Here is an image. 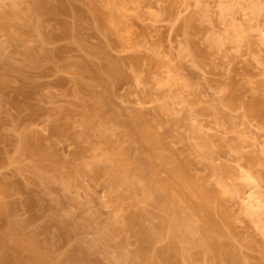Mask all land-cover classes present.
<instances>
[{"label": "rangeland", "instance_id": "374dc122", "mask_svg": "<svg viewBox=\"0 0 264 264\" xmlns=\"http://www.w3.org/2000/svg\"><path fill=\"white\" fill-rule=\"evenodd\" d=\"M21 233L48 264H264V0H0V264Z\"/></svg>", "mask_w": 264, "mask_h": 264}, {"label": "bare ground", "instance_id": "6f19581e", "mask_svg": "<svg viewBox=\"0 0 264 264\" xmlns=\"http://www.w3.org/2000/svg\"><path fill=\"white\" fill-rule=\"evenodd\" d=\"M13 10V9H12ZM5 28V31H6V34L8 35L7 36V40H8V42H10V41H12L14 38L15 39H20L21 38V36H22V34L20 33V32H14L13 30H11L10 28H6V27H4ZM17 41V40H16ZM16 41H15V43H16ZM256 103V102H255ZM258 112V113H257ZM256 115H258L259 117L261 116V115H259V114H261L259 111H258V109H257V111H256ZM101 133V132H100ZM120 158H122V161L120 160ZM123 157L121 156V157H117V158H115V164H117V168H119L120 169V171L122 172V174L124 175V176H126L129 172V169H128V167L126 166L127 164H126V162H124V164H126L125 166H124V164H123ZM158 159V158H157ZM154 160H156V159H154ZM153 160V161H154ZM153 161L151 162V160H150V162L151 163H153ZM155 162V161H154ZM158 162V161H157ZM149 163V162H148ZM121 165L123 166L122 168H121ZM147 166V165H146ZM178 166V165H177ZM148 168H150L149 166H148ZM178 168V167H177ZM181 168V167H180ZM117 170V169H116ZM119 171V170H118ZM118 171H116V172H118ZM151 172V171H150ZM153 173V172H152ZM151 174V173H150ZM150 177L151 178H155V176L154 175H150ZM157 178V177H156ZM158 179V178H157ZM184 180H185V176L184 175H182L180 172H179V170L178 169H176L174 172H173V181H174V183L176 182V183H178V184H180V186H182V188H183V182H184ZM153 181H155V180H153ZM159 181V180H158ZM148 182V181H147ZM141 186V188H142V190L143 191H148L150 188V186L148 185V184H142V185H140ZM161 190L163 191V193H164V195H165V197H166V199H167V201H168V204H167V206H172L175 202H177L178 200H177V196L173 193V191H172V188H171V184L170 183H163V185H162V187H161ZM203 206H207V204H206V202H203L202 204H200V205H197L196 206V208H200V207H203ZM208 211V210H207ZM205 212H206V210H205ZM184 215V214H183ZM209 217H210V215H209ZM176 223H178V224H184V223H188L190 226H191V231L189 232V234H193L195 231H197L198 230V223L196 222V220H195V218H191V217H188V216H182L181 217V219L179 220H176L175 221ZM209 225H211V229L213 230L214 228H215V225L211 222ZM206 227V226H205ZM216 228H218V227H216ZM202 229H203V227H202ZM205 229H207V227L205 228ZM205 229H203V230H205ZM215 230H217V229H215ZM14 233V232H13ZM12 233V234H13ZM20 233V232H19ZM18 232L16 233H14V234H19ZM144 233L148 236V237H150L151 236V230L150 229H144ZM216 233H218L217 231H216ZM22 234V233H21ZM207 235V234H206ZM215 235V234H214ZM13 237V239L14 238H16V237H18V238H20L21 236H23V238H20V239H15V243H17V244H15L14 243V245H15V248H16V250L18 249V250H20V249H26V250H29L30 252H28L29 254H31L30 256L28 255V259L26 258V261L27 262H29V264L30 263H32V264H44V263H42V261L41 260H43L44 259V261H45V258H44V254L43 255H41L42 253H40V252H38V250H35V249H37V248H35V247H33V244H31L32 242H31V240L27 237V238H24V234H22L20 237H19V235L18 236H16V237H14V235H12ZM26 237V236H25ZM206 237H208V236H206ZM10 238H11V236H10ZM11 238V239H12ZM12 239V240H13ZM18 240V241H17ZM28 240H30V241H28ZM14 242V241H13ZM145 243L146 242H144L143 241V245H145ZM18 247V248H17ZM175 247H176V243L174 242V243H172V248L173 249H175ZM46 256H47V254H46ZM43 258V259H42ZM41 261V262H40ZM43 261V262H44ZM47 261V260H46ZM45 261V263H47ZM38 262H40V263H38ZM48 264V263H47Z\"/></svg>", "mask_w": 264, "mask_h": 264}]
</instances>
